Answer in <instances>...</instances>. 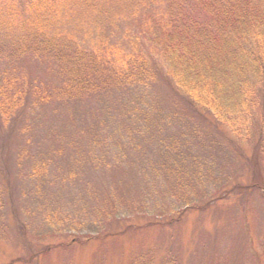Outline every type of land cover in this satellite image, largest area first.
<instances>
[{
    "label": "rangeland",
    "instance_id": "obj_1",
    "mask_svg": "<svg viewBox=\"0 0 264 264\" xmlns=\"http://www.w3.org/2000/svg\"><path fill=\"white\" fill-rule=\"evenodd\" d=\"M194 2L175 7L205 28L209 13ZM170 8L171 0H0V79L15 64L30 92L10 88L6 96L30 107L0 122V264H264L256 134L242 144L176 96L146 19L163 24ZM124 62L155 69L157 81L135 87ZM251 84L252 113L264 80ZM36 90L51 93L50 105H30ZM172 136L181 156L165 146ZM159 157L167 160L152 172L147 159ZM184 192L188 205L176 198Z\"/></svg>",
    "mask_w": 264,
    "mask_h": 264
},
{
    "label": "trees",
    "instance_id": "obj_2",
    "mask_svg": "<svg viewBox=\"0 0 264 264\" xmlns=\"http://www.w3.org/2000/svg\"><path fill=\"white\" fill-rule=\"evenodd\" d=\"M183 1L171 0V11L163 24L158 20L161 19L159 15L158 18L146 16L149 22L148 30L154 36L153 43L160 48V56L157 55V59H163L162 62L167 66L166 75L170 77L174 92L178 94L176 96L187 102L195 114L203 115L206 112L212 116L215 123H225V129L235 133L242 144L254 141L253 134H256L254 151L264 157V102H261L260 108H256L252 113L249 110L255 103L251 95L254 94L256 84L251 83L256 78L258 81L264 80V0H196L193 4L209 13L205 28L190 20L187 16L189 13L184 14L177 10L175 5H181ZM38 42L39 46L45 43L39 39ZM43 47H45L43 53H48L49 44H44ZM124 63L130 70L131 66L135 69L129 77L130 84H134L135 87L154 84L157 81L158 73L155 69H153L155 72L145 66L138 69L134 64ZM9 71L11 76L4 73L0 79V111L4 114V117L0 115V122L14 121L21 115L17 112L18 109L21 106L25 107L23 104H18L13 96H6L10 88H15L18 92L30 93L28 89L25 90L22 83L25 75L19 74L20 71L16 69L15 64L9 68ZM121 81H125L124 76H121ZM135 81L137 83H134ZM25 83L32 87L29 80ZM38 91H31L35 100L33 99L30 105L37 107L50 105L51 93L46 96L47 91ZM57 99L58 97L54 102ZM29 107L27 104L25 108L29 110ZM258 113L259 123L253 125L254 133L251 131L249 119L251 116H257ZM219 134L225 141L232 139L225 136L222 130ZM165 146L174 148L177 156L183 154L179 148L181 144L173 136L168 138ZM232 148L234 149V146ZM236 152L239 153L241 150L236 149L229 153V156L238 155ZM164 159L167 160L166 157H159L155 160L156 163L147 159L151 161L148 166L152 172L155 169L161 171L159 168L164 165L162 163ZM186 159L175 157V160L180 162H186ZM146 165V163L142 166L139 164L141 171H146L148 174L149 169ZM215 178H209L208 181L215 184L222 181L219 180L221 178ZM176 198L185 202V205L189 204V197L185 192Z\"/></svg>",
    "mask_w": 264,
    "mask_h": 264
}]
</instances>
